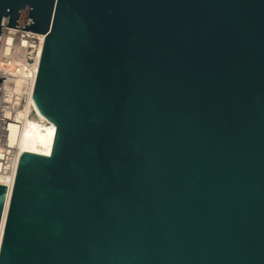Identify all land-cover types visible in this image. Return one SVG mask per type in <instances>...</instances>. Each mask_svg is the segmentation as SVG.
Returning <instances> with one entry per match:
<instances>
[{
    "label": "water",
    "instance_id": "water-1",
    "mask_svg": "<svg viewBox=\"0 0 264 264\" xmlns=\"http://www.w3.org/2000/svg\"><path fill=\"white\" fill-rule=\"evenodd\" d=\"M5 26L46 34L29 120L57 129L0 183V264H264V0H0Z\"/></svg>",
    "mask_w": 264,
    "mask_h": 264
},
{
    "label": "built area",
    "instance_id": "built-area-1",
    "mask_svg": "<svg viewBox=\"0 0 264 264\" xmlns=\"http://www.w3.org/2000/svg\"><path fill=\"white\" fill-rule=\"evenodd\" d=\"M45 38V33L7 26L1 35L0 77H5L0 88L1 178H16L20 156L9 142V126L19 112L31 107Z\"/></svg>",
    "mask_w": 264,
    "mask_h": 264
},
{
    "label": "bare ground",
    "instance_id": "bare-ground-1",
    "mask_svg": "<svg viewBox=\"0 0 264 264\" xmlns=\"http://www.w3.org/2000/svg\"><path fill=\"white\" fill-rule=\"evenodd\" d=\"M30 109L26 108L22 110L14 117V119H12L9 126V142L15 147L18 156H20L23 151L49 155L53 149L57 129L56 125L47 117L38 119V122L29 120ZM14 179L15 175H12L9 179L0 177V183L8 186V202L11 190L14 186ZM5 219L6 212L2 227H4ZM2 232L3 228L0 232V244Z\"/></svg>",
    "mask_w": 264,
    "mask_h": 264
}]
</instances>
